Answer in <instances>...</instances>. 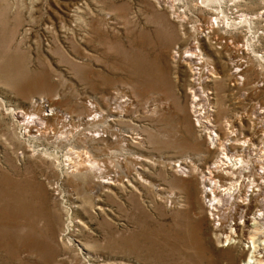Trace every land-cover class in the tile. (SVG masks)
I'll return each mask as SVG.
<instances>
[{"label":"rangeland","instance_id":"rangeland-1","mask_svg":"<svg viewBox=\"0 0 264 264\" xmlns=\"http://www.w3.org/2000/svg\"><path fill=\"white\" fill-rule=\"evenodd\" d=\"M161 1L188 16L187 39L156 0H0V264H243L254 253L238 233L249 229L260 202L252 197L240 219L232 211L240 197L229 200L225 225H233L226 229L232 239L222 233L218 242L200 175H180L165 164L186 158L207 172L224 157L193 122L189 92L199 80L172 56L174 45L180 52L193 46L190 26L199 20L219 22L214 46L200 41L214 71L205 65L202 82L213 124L228 118L252 137L253 113L264 111V0ZM239 55L245 67L236 73L232 61ZM123 93L130 103L111 112L107 98L119 102ZM41 99L55 108L44 122L64 124L67 132L52 124L46 138L33 137L45 126L38 120ZM100 108L107 121L88 124V110ZM25 115L37 117L29 130L21 123ZM95 128L107 132L92 139ZM185 140L198 149L170 142ZM73 151L77 169L94 163L104 176L119 177L116 186L81 175L67 158ZM140 156L153 163L137 172ZM224 168L217 172L222 184L239 180V174L227 179ZM246 176L237 181L241 196ZM184 179L192 180L188 187Z\"/></svg>","mask_w":264,"mask_h":264},{"label":"bare ground","instance_id":"bare-ground-1","mask_svg":"<svg viewBox=\"0 0 264 264\" xmlns=\"http://www.w3.org/2000/svg\"><path fill=\"white\" fill-rule=\"evenodd\" d=\"M216 1L217 0H200V2L202 3H209V4L214 3ZM156 2L157 4L161 3L164 6L167 5V7L169 8L168 11H170L171 17L174 18L175 22L178 25V28L180 27V31L182 29V31L180 32L182 40L187 39L185 28L187 27V23L189 22L188 16L185 13L181 12L182 11L181 9L175 8L170 3L163 4L161 0H156ZM240 16L243 19L242 22L249 21L250 17L247 18L248 16L245 13H241ZM207 19H205L204 21L201 20L205 23H202L199 20L198 22L190 26L191 40L194 41L193 46L187 47L185 51L180 52L179 47L177 45H174L173 47L174 49H172L173 51L172 56H173L174 61H178V58H180L182 62L188 65L190 69L192 70V73H191L192 76L195 75V80H199V81L193 82V86L190 85L189 93H190V97H192L191 98L192 101L190 103V112H192L193 117L195 116L193 122H194V125L196 124L198 127H200V130L204 133V135H206V138L208 139L209 144H210L209 148L211 149L213 147H219L220 152L221 153L222 151L224 152V157H221L218 155L217 158L214 160L213 165H211V167L209 166L207 167L206 169L208 170L207 172L202 171V170L199 171L198 165L192 163L191 160L186 159V158L180 159V160H174L165 165H167L166 166L167 168H172L175 173L180 174V175L186 174L189 176L190 175L193 176L195 173H198L200 175L199 185L201 189L200 190L201 198L204 201V203L208 205V207L206 208L210 212L209 214H212L213 216H218L217 214H219L220 215L219 221L221 220L222 222V218L226 219L225 218L226 210L227 208H229V206H225L226 203L230 200V198H236V196H238V193L240 191L237 190L236 184L232 183L233 186L231 184V185H228L229 187L227 185L222 184L220 180H218L219 177L217 175V172H219L221 168L225 166V168L227 167L226 171L228 175L230 176V177L228 176L227 179H234V177H237V175L239 174L238 178L240 180L241 177L245 176V171L248 172L249 169H251L252 164L255 162H258L257 164L258 169H251L248 172L247 174L248 176H246V178L249 177L248 184L250 187L252 186L253 188V191L251 192L249 196L250 197L249 200H251L252 197H255L258 200L262 199L261 202L258 201V203L260 202V204L258 205L260 208L257 209L255 212H251L252 216H251V224L249 225V229L246 231L242 230L238 233V236L241 237L242 242H243V239L246 238L248 239L247 242L251 243V246L249 244L248 248L250 250L252 247L253 248L252 252L254 253L250 252L247 262H245V260L243 262V264H251V262L254 261L253 258L260 260L258 259L259 253H262L264 249V188L261 186L262 184H264L263 183L264 181V154H263L264 153V114H263L264 111L257 107L258 109L256 108L257 110L255 109L253 113L254 116L257 118V121L255 122L256 124L254 128H252V137L245 138L243 131H240L238 128H236L237 126H235L234 123H232V120L229 121L228 118L224 119L222 122H219L217 125L213 124L214 120L210 116L211 109L208 106L209 97L206 94L207 91L202 86V82H205L204 79H208V77L204 74V71H206L204 66L205 65L208 66L209 64L207 62L208 61L207 57H205L204 53L201 51L200 41L203 40L204 38L208 42L209 46H214V37H215L213 36V34L215 33L214 28L218 26L219 22L215 21L217 19L214 18L215 19L214 20L213 17H209ZM244 57L245 56L239 55V59L232 61V65L233 67H235L234 70L236 71V73H238L239 71H243L244 69L243 65L245 67V64H244V61L242 60ZM210 69L213 73L214 72L213 68H211V66L209 65V68L207 70L210 72ZM193 71L195 72L193 73ZM196 86H198V88ZM121 96H122V99L119 102L117 101L116 95L109 96L107 98V107L110 108L111 112L112 111L120 112L119 110H123L124 106H126L127 103H130V99L129 97L126 96L125 93L121 94ZM41 98H44V97H41ZM45 102H46L45 100H42V99L40 100V106L42 109V113L40 114L41 117L38 120L43 121V122L47 117L53 115L55 111L54 107L49 106V104L47 103L45 104ZM87 104L91 109H94V107L96 108V105H94L90 100L88 101ZM95 111L96 109L88 110L86 114V119H85L89 122L88 124H93V123L99 124V122L103 123L107 121V117L101 108L99 112L93 113ZM15 113L19 116L18 112H15ZM25 119H26V123H25ZM25 119H21V123H23L24 127L27 128V130H29V127L32 124L36 125L35 120L37 119V117L32 119L31 115H25ZM44 123H45V126L42 127L41 129H38L36 131L37 134L35 136L31 135L30 132L28 133L29 136L31 135L33 137H37L40 135V137L38 138H46L45 136L48 134L47 128L49 127V125H52V124H54L58 128L56 132H62V133L67 132V130L65 131L61 130L62 128H67V126L64 124L59 125V123H49V120L45 121ZM101 130L102 132H100L99 128H95L94 131L89 132L90 138L92 139L102 138L103 133L107 131L105 129H101ZM58 137H62V135H59V136L57 135L56 138ZM130 137H131L132 142L133 140H135V138L142 139L141 136L139 137L130 136ZM251 139H255L256 142L250 141ZM150 140L155 141L153 137ZM137 141L140 142V140H137ZM170 142L174 144H178V145H185L186 147H189L192 149H198L199 147V144L196 141L189 142L188 140H185L181 143H175L174 141H170ZM170 142L168 141V143ZM137 145L138 144H135V147ZM227 150L229 151L230 154L226 152ZM44 153L49 154L47 152H44ZM233 155L236 157L233 158L232 157ZM76 157H79V155L78 154L75 155L74 151L73 153L70 152L69 155H67V158L73 163L71 166L75 167V169L78 170V172L81 175H88L90 173L91 174L94 173L95 180L99 181L101 184L110 185V187L116 186L115 182H117L119 177L116 176L115 178V175L104 176L101 173V168L99 166H94V163H91V166L85 168L84 171L77 169V166L80 165V163L76 161ZM136 158H137V166L135 167L133 165V167L134 169H136L137 172H140L139 168L141 169L145 168L146 161L148 162L149 160L152 161L150 157L140 156ZM164 162H165L164 159L159 160V163H164ZM123 163H126V162H123ZM125 180L130 184L131 180L129 179H125ZM125 180H122V181H125ZM182 181L183 182L181 183H186V187H188L192 180L184 179ZM223 186H226V187H223ZM254 187H256L257 189L255 190ZM110 191H113V190L110 188ZM247 191L249 192V190ZM246 197L243 198L242 201H240L238 206L233 205L234 206L233 209L236 212V214L239 215L240 219L245 218V216L248 215L247 211L251 209L249 206L251 202L250 203L247 202ZM223 225L225 226L224 230L221 229V226L220 227L215 226L214 234L216 235L218 242L222 241L221 240L222 233L225 235L224 236L225 240L229 242L232 239L229 233H226V229L229 227H226L225 223ZM230 228H232V226H230ZM244 232H246V235ZM236 239L237 237L233 240H236ZM228 255H230V253ZM262 257H264V254ZM260 261L261 262L259 264H264V259Z\"/></svg>","mask_w":264,"mask_h":264},{"label":"built area","instance_id":"built-area-1","mask_svg":"<svg viewBox=\"0 0 264 264\" xmlns=\"http://www.w3.org/2000/svg\"><path fill=\"white\" fill-rule=\"evenodd\" d=\"M263 154H264V153H263ZM252 165H253V164H252ZM251 168H252V167H251ZM226 169H227V167L224 168V170H226ZM250 170H251V169H249V171H250ZM249 171H248V172H249ZM248 172H247V174H248ZM246 179H247V180H245V182L243 183V184H245V185L247 186V189L245 190L244 195L241 196V194H238V196H236V198H237V197H238V198L240 197L239 202L242 201L243 198H245L246 196H247V197H246V201H247V202H251V200H249V198H250L249 196H250L251 192L253 191V188H252V186L250 187L249 184H248L249 179H248V178H246ZM237 181H240V180L236 179V182H234L233 184H236V186H237V190L240 191V189H239V187H240V182L237 183ZM242 182H243V181H242ZM263 183H264V181H263ZM233 184H232V186H233ZM230 185H231V184H230ZM261 186L264 188V184H262ZM248 187H249V188H248ZM254 189L256 190L257 188L254 187ZM247 190H249V192H248ZM246 191H247V192H246ZM239 193H240V192H239ZM246 193H247V194H246ZM236 198H234V199L236 200ZM232 199H233V198H230V200H232ZM253 199H255V200H257V201H260V202H261V200H262V199H261V200H258V199H256L255 197H253L252 200H253ZM234 205H235V204H234ZM229 208H230V207H229ZM233 208H234V206L232 207V211H234ZM209 213H210V212H209ZM221 214H222V213H221ZM210 215L213 216L212 214H210ZM217 215H218V216H213V217L215 218V220H217V223H215V226L220 227V226H222V222H221V220L219 221L220 215H219V214H217ZM221 218H222V216H221ZM225 220H226V219L222 218L223 224L225 223ZM229 224H230V221H229ZM229 224H228V225H229ZM215 226H214V227H215ZM230 226L233 227L232 224L229 225V228H230ZM221 236H222V235H221ZM222 239H223V236H222ZM222 239H221V240H222ZM225 241H226V240H225ZM246 241H247V240H246ZM221 242H222V241H221ZM226 242H228V241H226Z\"/></svg>","mask_w":264,"mask_h":264}]
</instances>
